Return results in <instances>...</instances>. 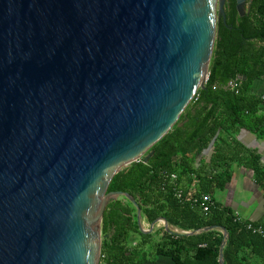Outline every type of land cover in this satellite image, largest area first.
Returning a JSON list of instances; mask_svg holds the SVG:
<instances>
[{
    "label": "water",
    "instance_id": "obj_1",
    "mask_svg": "<svg viewBox=\"0 0 264 264\" xmlns=\"http://www.w3.org/2000/svg\"><path fill=\"white\" fill-rule=\"evenodd\" d=\"M226 1L0 0V264H100L120 198L143 230L110 184L206 88Z\"/></svg>",
    "mask_w": 264,
    "mask_h": 264
},
{
    "label": "trees",
    "instance_id": "obj_2",
    "mask_svg": "<svg viewBox=\"0 0 264 264\" xmlns=\"http://www.w3.org/2000/svg\"><path fill=\"white\" fill-rule=\"evenodd\" d=\"M236 3L227 5L228 24H218L206 88L151 149L149 162L133 163L110 184L108 192L136 199L141 222L154 225L153 230H141L132 203L124 198L112 202L102 223L100 264H144L159 256L175 264H219L223 228L228 233L226 264H264V234L257 231L264 233V216L251 222L215 200L216 192L231 183L236 165L252 171L264 199L261 155L237 138L243 130L264 138V98L253 91L254 83L264 79V0H253L250 14L243 17ZM206 196L212 203L205 212Z\"/></svg>",
    "mask_w": 264,
    "mask_h": 264
},
{
    "label": "crops",
    "instance_id": "obj_3",
    "mask_svg": "<svg viewBox=\"0 0 264 264\" xmlns=\"http://www.w3.org/2000/svg\"><path fill=\"white\" fill-rule=\"evenodd\" d=\"M253 91L254 93L259 94L264 98V79L257 80L254 83ZM237 138L242 145L260 154L262 158V162L264 163V138H258L257 136L253 135L252 133L246 130L241 131L238 134ZM233 170H234L233 179L231 183L224 190L231 189L234 178H236L237 174H239L241 177L245 176L248 178L253 174L252 171H250L249 169L245 167H239L237 165L234 166ZM252 183L255 186H257L254 178H252ZM253 191H254L252 192L253 194H251L246 199L244 198L237 199L233 197L229 199L226 204L219 202L218 203L222 206L231 207L236 212V214H238L242 219L251 222H257L261 220L264 216V199L259 187L258 190L253 189ZM161 224L164 225L163 222ZM142 228L145 233H150L153 230L152 226H148L144 222L142 223ZM144 264H175V263L172 261V259L168 257L159 256L156 260H151L149 262H145Z\"/></svg>",
    "mask_w": 264,
    "mask_h": 264
},
{
    "label": "rangeland",
    "instance_id": "obj_4",
    "mask_svg": "<svg viewBox=\"0 0 264 264\" xmlns=\"http://www.w3.org/2000/svg\"><path fill=\"white\" fill-rule=\"evenodd\" d=\"M250 174V173H248ZM252 178H254V174H252L251 176L245 177V176H240L239 174H237L236 178H234L233 184L231 189H227V190H220L217 191L215 194V200L219 203H224L226 204L228 202L229 199L235 197L237 199H246L247 197H249L251 194H253L252 192L253 189H257L258 190V186H255L252 183ZM147 230V229H145ZM157 239L154 238L151 245L148 247L150 254L153 258L154 256V247H155V243ZM152 260V259H151Z\"/></svg>",
    "mask_w": 264,
    "mask_h": 264
},
{
    "label": "built area",
    "instance_id": "obj_5",
    "mask_svg": "<svg viewBox=\"0 0 264 264\" xmlns=\"http://www.w3.org/2000/svg\"><path fill=\"white\" fill-rule=\"evenodd\" d=\"M229 87H231V88H235L236 85H235L234 82H230V83H229ZM203 200H204V203L206 204V205L204 206V211L206 212V211H208V208H209L208 206L212 203V200H211V198L208 197V196L204 197ZM257 231L260 232L261 234H264V233H263V230H262L261 228H259Z\"/></svg>",
    "mask_w": 264,
    "mask_h": 264
},
{
    "label": "flooded vegetation",
    "instance_id": "obj_6",
    "mask_svg": "<svg viewBox=\"0 0 264 264\" xmlns=\"http://www.w3.org/2000/svg\"><path fill=\"white\" fill-rule=\"evenodd\" d=\"M229 1H230V0H227V1H226V6H225V10H226V20H224V18H221L222 22H223L225 25H227V24H228V21L230 20V18H229V16H228V12H227V5H228ZM236 2H237V0H236ZM248 3H249V0H247V2H246V9H245L246 14H247ZM236 4H237V3H236ZM244 15H245V14H244ZM239 16H240V15H239ZM240 17H241V16H240ZM221 20H220V21H221ZM248 44H250V43H247V45H248ZM251 44L254 45V46H256V45L259 44V43H258V42L256 43L255 41H253V42H251Z\"/></svg>",
    "mask_w": 264,
    "mask_h": 264
}]
</instances>
